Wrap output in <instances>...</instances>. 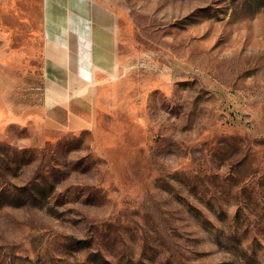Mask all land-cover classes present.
<instances>
[{
	"label": "rangeland",
	"instance_id": "1",
	"mask_svg": "<svg viewBox=\"0 0 264 264\" xmlns=\"http://www.w3.org/2000/svg\"><path fill=\"white\" fill-rule=\"evenodd\" d=\"M43 3H0V264H264V0H87L117 59L81 129Z\"/></svg>",
	"mask_w": 264,
	"mask_h": 264
},
{
	"label": "crops",
	"instance_id": "2",
	"mask_svg": "<svg viewBox=\"0 0 264 264\" xmlns=\"http://www.w3.org/2000/svg\"><path fill=\"white\" fill-rule=\"evenodd\" d=\"M43 2L45 116L69 129L91 126L98 110L97 83L117 59L114 30L90 19L87 0Z\"/></svg>",
	"mask_w": 264,
	"mask_h": 264
}]
</instances>
